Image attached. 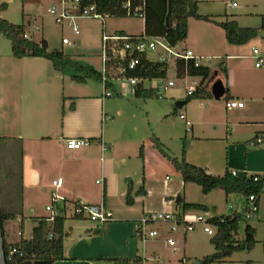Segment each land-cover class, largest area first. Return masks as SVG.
Masks as SVG:
<instances>
[{"label":"crops","instance_id":"crops-1","mask_svg":"<svg viewBox=\"0 0 264 264\" xmlns=\"http://www.w3.org/2000/svg\"><path fill=\"white\" fill-rule=\"evenodd\" d=\"M202 1L198 0L200 15L217 17V21H223L224 15H214L209 6L204 7L202 11ZM207 1L209 0H205ZM29 2L32 0L22 3L23 8L29 7ZM3 5L0 8L6 11L8 6ZM23 14L27 38L38 43L45 40H34V30L40 31L36 16L28 18V15ZM225 15L228 16L227 13ZM141 18L144 21V17ZM190 19L188 37L180 45L182 47L186 44L196 48L198 55H195L189 46L184 47L193 52L200 66H205L201 61L207 56L201 51L205 46L216 48L220 43L221 52L227 54L217 65L205 67L217 71V67L222 65L227 70L228 77L218 73L217 77L208 83V88L211 90L213 83L221 80L225 87H228L229 98L225 103L214 98L199 99L198 108L191 110L189 107L194 100L186 102L187 91L184 99L181 97L182 91L171 90L170 96L174 100L184 102L182 107L176 106L183 110L179 118L185 114L190 123L187 125V122L180 118L186 126V160L213 176H223L226 170L237 172L238 177L263 176L264 66L256 68L252 55L253 48H258L259 36L246 45H231L222 28L201 20L197 22L201 27H205V33H194L192 36ZM116 33L129 35L124 31H115L113 34ZM48 50L51 51L49 45ZM74 59L83 61L81 57ZM218 59H221L220 56ZM186 78L188 77L180 80ZM102 95L103 88L99 93L93 92L88 82L78 84L72 81L69 76L55 70L47 59L16 58L12 55V50H0V212L8 216L3 222L2 232L9 245L32 239L33 230L38 225L37 219L50 216L46 208L51 204L53 182L62 178L63 184L58 193L65 200V259L53 264H107L110 261H116L118 264H136L137 260H142L144 264L149 262L145 253L148 242H142L144 247H141L134 238L140 218L146 214L147 209L145 182L136 193L138 201L142 203L141 213L136 219H132L129 210L117 208L114 202L115 198L121 199L125 196L127 205H133L135 199L132 196L131 184L125 193L124 178L128 176L127 171L115 173L114 161L108 156L114 147L109 145L105 138L103 124L105 117H110L109 120L112 121L114 117L105 114L106 99H103ZM228 102H240L244 106L227 108ZM187 133H190L188 142ZM68 139L88 140L89 145L78 150H69L66 147ZM141 149L143 150V146L140 151ZM177 173L182 179L181 173ZM91 174L99 178L95 181L94 190L89 188L86 182L87 176ZM176 185L175 190L173 189L176 193L173 195L179 194L180 191L185 193L184 199L179 198L181 202L206 206L210 214V206L217 209V205H210L212 202L208 199L211 196H222L223 201L227 199L222 189H215L204 195L201 187L195 183H184L182 179L176 182ZM164 186L170 189L169 184ZM196 186L204 195L202 199H191L189 196L191 188ZM141 189L144 193L140 192ZM128 194L132 200L131 204L128 203ZM173 195H170L171 198ZM79 203H103L113 213L114 220L106 225L95 226L87 218H73V206ZM166 208L171 210L168 206ZM229 209L233 210V207L229 206ZM260 215L264 219L263 196L258 217ZM68 221L73 222L66 228ZM186 238L187 236L183 240Z\"/></svg>","mask_w":264,"mask_h":264},{"label":"rangeland","instance_id":"rangeland-1","mask_svg":"<svg viewBox=\"0 0 264 264\" xmlns=\"http://www.w3.org/2000/svg\"><path fill=\"white\" fill-rule=\"evenodd\" d=\"M8 6L6 11L0 8V18L7 20L13 24L19 25L23 22V13L30 17L36 16L37 24L40 26V31L34 30V40L44 38L51 51L64 50L66 54L74 57L82 58L97 71L101 70L100 55V39L104 30V24L101 19L84 18L77 23L80 34L76 36L72 28L64 27L62 30L56 25L49 10L56 5L55 0H32L27 8H23L21 0H0L1 5ZM236 6H233V5ZM202 11L208 6L214 11V15H225L227 13L230 19H235L240 27L260 29L262 17L264 16V0H205L200 3ZM216 20L217 17H215ZM191 34L205 33V27H201L197 19L191 18ZM105 28L107 34H113L115 31H124L129 35H140L144 31V21L141 17H125V18H105ZM215 25L214 23H211ZM218 27V25H215ZM212 28V27H211ZM220 28V27H219ZM213 29V28H212ZM209 30V29H208ZM211 30V29H210ZM263 34L260 33L258 41V50L264 53ZM67 38L71 46H63L62 38ZM205 37H208L205 35ZM214 39H218L214 37ZM189 45L183 44L182 47ZM190 47V46H189ZM191 48V47H190ZM195 55H198L196 48L192 47ZM196 49V50H195ZM0 50H11V44L8 39L0 35ZM201 51V50H200ZM207 58L201 62L205 66L213 67L221 62L227 52H221L220 43L216 48L204 47L201 51ZM222 53V54H220ZM194 55V56H195ZM220 56L221 59H218ZM155 58V56H154ZM218 68V67H217ZM168 77L172 79L176 86L169 89L163 99L156 97L144 100L131 95H123L122 97L108 98L105 101V114L113 116L112 120H105L103 127L105 130V138L109 145L114 148L108 155L114 161V171H127L124 184L126 185L125 193H127L128 185L131 184L132 196L135 199L133 205H127L125 196L123 198H115L114 202L117 208L129 210L130 217L137 218L141 213L142 203L138 201L137 191L140 189L143 182L147 190L146 211L145 213H165L168 212L167 206L172 212L181 211V207L177 205L179 198L185 197L182 191L179 194L174 193L176 182L181 181L180 174L177 173L175 167L166 159L154 146L152 139H158L164 149L172 156L180 158L182 155L186 126L179 118V114L183 111L176 108V100L170 96L171 90L178 89L181 92V97L186 98V91L190 87H195L200 83V78L188 77L185 80H180L175 76L172 70ZM90 90L93 92H101L102 85L99 81H88ZM145 87L149 83L144 84ZM117 89H120V84H117ZM226 95L221 99L225 103ZM199 100H194L190 105V109L198 108ZM187 142L190 140V133ZM143 146L142 156L140 148ZM187 152V148H186ZM99 179L94 174L87 176V186L96 189L95 181ZM169 184L170 189H166ZM174 189V190H173ZM61 195V194H60ZM126 195V194H125ZM173 195V198L171 196ZM191 199H202L204 196L201 189L196 187L189 191ZM262 196L264 197V191ZM227 198V197H226ZM228 199V198H227ZM223 201L222 196H211L210 205H217V209L210 206L211 215L223 216L232 214L234 211L242 212L246 207V199L242 195H231L229 199ZM200 201V200H199ZM203 203V202H202ZM217 203V204H216ZM164 206V207H163ZM233 207V210L229 209ZM170 210V211H171ZM177 212V213H178ZM129 217V216H127ZM142 218V217H141ZM140 218V219H141ZM139 219V220H140ZM263 217L255 215L249 224L256 229V247L249 252H236L231 258L213 264H264V222ZM73 221L66 223V228ZM97 226L96 223H92ZM100 226V225H99ZM245 223L241 224L239 231V239L245 237ZM141 247H144L142 241L134 237ZM167 235L163 232L156 242H148L145 246V253L149 262L147 264H183V260L187 264H202L201 261L214 254V247L210 244L212 238L204 232L202 226H198L194 232L187 235L186 240H183L180 234L173 235L177 241L175 248L168 246L166 243ZM158 257V258H157Z\"/></svg>","mask_w":264,"mask_h":264},{"label":"trees","instance_id":"trees-1","mask_svg":"<svg viewBox=\"0 0 264 264\" xmlns=\"http://www.w3.org/2000/svg\"><path fill=\"white\" fill-rule=\"evenodd\" d=\"M25 3L27 0H21ZM130 4L129 8L125 7ZM82 6L94 5L99 14L103 17L125 18L134 16L133 11L143 7L144 10V34L150 37L164 38L171 46L184 42L188 37V21L194 18L201 21L212 22L225 31L229 44L241 46L256 39L260 33L264 39V16L260 29L240 27L235 19H230L224 15L223 21H217L212 16H202L198 12V0H82ZM4 5H1L3 7ZM131 13V14H130ZM130 14V15H129ZM22 24L16 25L0 18V35H3L11 43L12 55L16 58L38 57L49 60L54 69L67 75L72 81L78 84H85L89 80L101 81L100 73L91 65L82 60L74 59L72 55L64 51H49L48 43L41 40L35 42L26 35L25 15ZM146 72L140 74L144 78H159L166 75L162 64H145ZM217 71L208 67L196 65L194 59L188 61L179 60L177 62V76L179 79L185 77H199L201 81L192 96L187 97L186 102L193 100L213 99L208 83L212 82L218 73L228 77L227 70L219 65ZM225 86V85H224ZM226 98L229 91L226 86ZM135 97L144 100L156 97L155 91L139 87ZM154 147L181 173L184 183H195L202 189V193L207 195L215 189H222L226 197L231 195H242L245 197L246 207L242 212H233L230 215L213 216L209 223L215 228V235L210 239V244L214 247V254L205 257L202 264H213L231 258L236 252L252 251L256 244V229L248 221L259 213L260 200L264 191V178L258 182L251 177H236L232 172L226 170L223 176H213L201 167L188 163L186 160V143L180 158L172 157L162 146L158 139L153 138ZM141 149V156H142ZM144 193V190H140ZM250 196L255 197V205L258 210L249 215L248 200ZM128 203L132 200L128 194ZM182 212L208 211L206 206L200 204H177ZM8 216L0 212V264H53L63 261L64 256V217H57L53 223H49L47 218L37 219L38 225L33 230L31 240H22L19 244L9 245L2 232L3 222ZM245 223V237L240 240L239 231L241 224ZM13 248L17 253L12 254ZM142 260H137L139 263ZM116 262V261H115Z\"/></svg>","mask_w":264,"mask_h":264},{"label":"built area","instance_id":"built-area-1","mask_svg":"<svg viewBox=\"0 0 264 264\" xmlns=\"http://www.w3.org/2000/svg\"><path fill=\"white\" fill-rule=\"evenodd\" d=\"M82 0H55L54 5L49 13L53 17L54 22L62 30L64 27L72 28L73 33L78 36L80 34L78 21L84 18L101 19L105 22V17L99 14L94 5L82 6ZM130 4L125 7L129 8ZM233 6H236L235 4ZM131 14V13H130ZM129 14V15H130ZM134 16L143 17V7L133 11ZM63 46H71L67 38H62ZM252 55L256 61V68L264 66V53H261L258 48H253ZM155 56V58H154ZM101 70L99 71L103 86V99L114 98L123 95H135L136 90L141 87L143 89H151L155 91L156 97L162 99L169 89L175 87V82L168 77L169 73L174 70L177 76V62L179 60L188 61L194 59L196 65H199V60L191 50H186L180 44L171 46L164 38L150 37L146 34L142 35H124V34H107L106 29L101 37L100 55ZM162 64L166 75L159 78H144L140 74L146 72L145 64ZM120 84V89H117V84ZM149 83L148 87L144 84ZM195 87H190L187 90V96H192L196 91ZM227 108H242L243 103L228 102ZM182 120L187 121L185 114L180 115ZM109 120L110 117H105ZM260 142V140H259ZM89 145L88 140L68 139L66 147L69 150H78L83 146ZM233 176L238 177L237 172H232ZM264 178L263 176H253V180L258 182ZM63 179L59 178L53 182V191L51 194V204L47 206V211L50 216L47 218L49 223H53L59 216L64 215V199L59 195L58 190L62 187ZM249 215L257 212L258 208L255 205V197L250 196L248 200ZM73 218H87L89 221L100 226L109 224L114 220L113 213L106 208L103 203L100 204H75L72 209ZM213 216L208 211L183 212L177 213L168 211L165 213H146L138 223L136 237L143 243L151 240H156L165 232L167 235L166 243L175 248L176 240L173 235L180 234L183 238L189 233L194 232L198 226H202L205 233L213 237L216 233L215 228L209 223ZM1 244V239H0ZM12 254L17 253V249L13 248ZM158 258V257H157ZM3 264V259H2ZM107 264H118L110 261ZM122 264V263H119ZM137 264H144L143 261ZM183 264L185 261L183 260Z\"/></svg>","mask_w":264,"mask_h":264},{"label":"water","instance_id":"water-1","mask_svg":"<svg viewBox=\"0 0 264 264\" xmlns=\"http://www.w3.org/2000/svg\"><path fill=\"white\" fill-rule=\"evenodd\" d=\"M212 96L215 100L219 101L226 95V88L221 80H216L211 88ZM184 102H176L177 107H182ZM181 203V199L177 200V204Z\"/></svg>","mask_w":264,"mask_h":264}]
</instances>
